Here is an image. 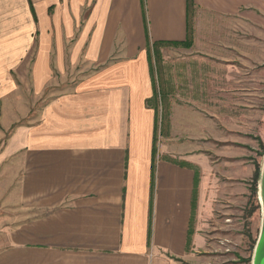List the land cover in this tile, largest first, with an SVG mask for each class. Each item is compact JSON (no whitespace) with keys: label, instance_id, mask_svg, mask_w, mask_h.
<instances>
[{"label":"crops","instance_id":"0c3cea01","mask_svg":"<svg viewBox=\"0 0 264 264\" xmlns=\"http://www.w3.org/2000/svg\"><path fill=\"white\" fill-rule=\"evenodd\" d=\"M263 30L264 0H0V189L14 193L0 194L13 216L2 215L0 264H211L209 187L255 166L163 145L236 142L252 126L213 115L193 136L201 116L188 104L157 121L150 50L238 64L249 83L228 92L254 95ZM74 75L39 109L23 100L24 83L40 97Z\"/></svg>","mask_w":264,"mask_h":264},{"label":"rangeland","instance_id":"374dc122","mask_svg":"<svg viewBox=\"0 0 264 264\" xmlns=\"http://www.w3.org/2000/svg\"><path fill=\"white\" fill-rule=\"evenodd\" d=\"M211 33L212 35L209 34L208 37L214 36L213 32ZM176 46L157 44L150 50L155 89L151 103L157 112V121L162 118L166 124L167 109L170 105L188 104L195 113L201 116L200 122L194 121L195 126L190 127L189 134L193 136L201 133L195 127L210 122L213 115L218 116L212 118L216 124L220 122L219 117L222 116L225 117L226 123L235 124L236 127L242 123L251 124L252 127L249 135L238 133L235 136L236 142H198L194 140L179 144L167 141L163 146L166 150L176 145H181L184 150L198 147L205 152L206 149L205 153L208 156L218 160L224 166H237L238 164V169L249 166L251 170L255 165H259L260 173L264 158V64L258 66V74L255 76L259 78L250 81L252 87L253 82L257 87V91H253L254 95L238 94L232 91L229 93L228 90L247 86L249 83L245 77L246 71L240 65L235 64L237 68L230 70L227 65L215 60L211 54L201 55L197 52L196 54L200 56L196 57L194 53L189 54V51L177 49ZM214 46L211 44V47ZM236 74L239 79L236 78ZM28 81L27 79L26 82ZM76 81L75 75L56 78L51 87L40 97L32 96L30 90L25 89L27 83H24L23 100L27 99L30 106L39 109L51 98L69 91ZM183 112L185 114V111ZM23 121H28V119ZM163 123H159L162 126H157V131L168 135V129ZM198 138L205 137L199 135ZM155 148L157 150V142H155ZM213 152L220 155L215 156ZM227 167L223 168L227 169ZM226 169L215 171V174L226 172ZM252 176L251 174L243 175V179L236 180L237 182L231 184L230 188L224 187L223 183L226 181L219 177L217 183L209 187L212 188V195L211 198L207 197L206 202H210L212 211L211 221L207 225L209 230L207 239L212 246L211 254H209L211 255L209 258L212 259L211 264H251L261 224V208L258 200L259 177L253 183ZM2 188L0 194H5V197L13 196L12 190L4 191ZM3 199L0 198V224L2 215H5L7 219L5 224L9 225L12 223L9 220L13 216L9 215L12 214L11 211L1 213L3 212L2 202H8L7 199ZM5 207L7 210L10 208Z\"/></svg>","mask_w":264,"mask_h":264},{"label":"water","instance_id":"95a60500","mask_svg":"<svg viewBox=\"0 0 264 264\" xmlns=\"http://www.w3.org/2000/svg\"><path fill=\"white\" fill-rule=\"evenodd\" d=\"M258 197L261 196V224L251 258V264H264V158L259 173Z\"/></svg>","mask_w":264,"mask_h":264},{"label":"trees","instance_id":"16d2710c","mask_svg":"<svg viewBox=\"0 0 264 264\" xmlns=\"http://www.w3.org/2000/svg\"><path fill=\"white\" fill-rule=\"evenodd\" d=\"M158 43H155L154 45H157ZM172 44V43H171ZM174 45H177V44H174ZM179 45V44H178ZM258 177H259V165L256 166L255 165V169H254V172H253V176H252V179H253V183L256 182L258 180ZM254 191V189H253Z\"/></svg>","mask_w":264,"mask_h":264},{"label":"bare ground","instance_id":"6f19581e","mask_svg":"<svg viewBox=\"0 0 264 264\" xmlns=\"http://www.w3.org/2000/svg\"><path fill=\"white\" fill-rule=\"evenodd\" d=\"M258 200L260 201V203H261V196L259 195V197H258ZM262 204V203H261Z\"/></svg>","mask_w":264,"mask_h":264}]
</instances>
